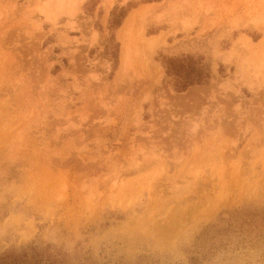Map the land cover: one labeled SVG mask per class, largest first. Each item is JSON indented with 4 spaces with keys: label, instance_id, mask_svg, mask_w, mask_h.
<instances>
[{
    "label": "rangeland",
    "instance_id": "1",
    "mask_svg": "<svg viewBox=\"0 0 264 264\" xmlns=\"http://www.w3.org/2000/svg\"><path fill=\"white\" fill-rule=\"evenodd\" d=\"M263 39L264 0H0V251L264 264Z\"/></svg>",
    "mask_w": 264,
    "mask_h": 264
},
{
    "label": "trees",
    "instance_id": "2",
    "mask_svg": "<svg viewBox=\"0 0 264 264\" xmlns=\"http://www.w3.org/2000/svg\"><path fill=\"white\" fill-rule=\"evenodd\" d=\"M124 8L116 7L112 11L111 36L106 45L105 52L118 63L119 43L116 40L114 29L120 27L125 16ZM166 72L173 80L177 91H185L192 85L208 84L212 78V72L202 58L192 55L166 57L164 60ZM191 264H197L198 258L194 255L190 258ZM0 264H95L92 261L76 263L68 253L56 249L51 244L31 242L20 247L9 248L0 251Z\"/></svg>",
    "mask_w": 264,
    "mask_h": 264
},
{
    "label": "bare ground",
    "instance_id": "3",
    "mask_svg": "<svg viewBox=\"0 0 264 264\" xmlns=\"http://www.w3.org/2000/svg\"><path fill=\"white\" fill-rule=\"evenodd\" d=\"M124 29V26L122 27V29H121V31ZM124 34H126V33H124ZM264 42V39L263 40H261L260 42H259V45H261L262 43ZM148 43L150 44V41H148ZM258 45V46H259ZM128 45H127V43L126 42H124L123 43V51H122V66L124 67V66H126L127 65V63H128Z\"/></svg>",
    "mask_w": 264,
    "mask_h": 264
}]
</instances>
